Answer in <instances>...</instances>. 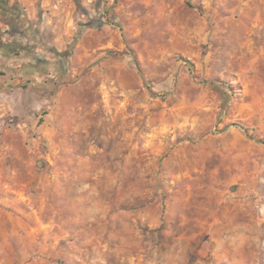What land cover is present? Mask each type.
I'll list each match as a JSON object with an SVG mask.
<instances>
[{"label":"rangeland","instance_id":"374dc122","mask_svg":"<svg viewBox=\"0 0 264 264\" xmlns=\"http://www.w3.org/2000/svg\"><path fill=\"white\" fill-rule=\"evenodd\" d=\"M82 2L2 36L0 264H264V0Z\"/></svg>","mask_w":264,"mask_h":264},{"label":"crops","instance_id":"0c3cea01","mask_svg":"<svg viewBox=\"0 0 264 264\" xmlns=\"http://www.w3.org/2000/svg\"><path fill=\"white\" fill-rule=\"evenodd\" d=\"M87 9L91 7V0H83ZM8 7L13 9L16 20H20L17 33L5 32L11 39L16 38L21 44L35 43L46 48V55L65 50L77 30L80 20V7L76 0H7ZM0 28L9 30V25L3 21L0 12ZM3 39V37H2ZM44 74L40 75L43 76ZM22 75L13 76L0 73V89L6 88L13 81L18 82ZM233 195L224 197L222 200H256L255 186L250 180L243 181ZM238 225V224H237ZM234 224V227H237ZM225 227V224H224ZM248 227V225H238Z\"/></svg>","mask_w":264,"mask_h":264},{"label":"trees","instance_id":"16d2710c","mask_svg":"<svg viewBox=\"0 0 264 264\" xmlns=\"http://www.w3.org/2000/svg\"><path fill=\"white\" fill-rule=\"evenodd\" d=\"M78 1V0H76ZM0 12L2 14V19L9 25V30H2L0 28V48L4 49L7 52H16V48H13L14 44L6 43L3 42L2 36L5 32H10V33H17V27L19 26L20 20H16V15L13 14V9L8 7L7 5V0H0ZM88 24V23H87ZM56 54H60V52L54 51Z\"/></svg>","mask_w":264,"mask_h":264}]
</instances>
